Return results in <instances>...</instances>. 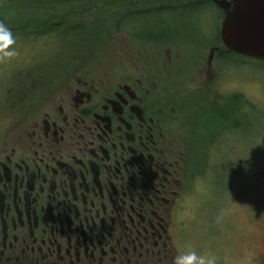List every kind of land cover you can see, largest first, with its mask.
<instances>
[{"label":"flooded vegetation","instance_id":"af4514ba","mask_svg":"<svg viewBox=\"0 0 264 264\" xmlns=\"http://www.w3.org/2000/svg\"><path fill=\"white\" fill-rule=\"evenodd\" d=\"M182 1L157 2L158 13L216 6ZM116 22L110 34L96 27L47 46V72L22 78L18 64L1 78L10 89L0 109V264H174L189 246L218 264H264V234L243 240L239 221L205 218L209 203L193 193L198 179L216 195L231 177L196 167L213 134L206 115L212 125L229 108L206 103L218 98L214 62L227 50L205 42L204 57L205 36L149 37ZM217 132L210 165L228 140Z\"/></svg>","mask_w":264,"mask_h":264},{"label":"rangeland","instance_id":"374dc122","mask_svg":"<svg viewBox=\"0 0 264 264\" xmlns=\"http://www.w3.org/2000/svg\"><path fill=\"white\" fill-rule=\"evenodd\" d=\"M3 1L5 0H0V2ZM179 3H183V1L181 0ZM195 3L190 2L189 4H185L190 7L178 13L172 14V12H168L163 13L162 16V13H158V10H165V8L162 9V3H160L158 7L157 4H143L135 10L127 7V10L110 12V15L106 14L108 16L102 19L101 17H96L95 20H82L76 17L70 20L72 21L71 25L74 26L59 30V34L60 38L68 39L72 35L80 33L79 30H75L74 28L81 21H84L82 25H93L94 29L99 24L101 28L106 26L102 32H97V36L110 34L109 31L111 29H108L110 26H107L110 21H116L117 19L116 24L121 26L122 31H125L123 27L127 26L128 31L135 33V31L141 30L147 32V36L149 37H152V32H149L151 31L150 29L157 31L164 28H168L175 33H181V37L188 36L189 39L194 40L198 37L201 40L205 36L204 39L206 40L202 41L199 47V50L203 51L202 53H204L203 56L205 57L209 46H212L214 43H217V46H219L217 38L222 16L220 10L214 5ZM6 8L7 12L2 11L0 13L1 20L3 16L9 17L14 14L10 19L16 21L19 20L18 15L20 12L40 10L34 8L29 0L19 1L18 3L8 5ZM59 34L52 33L36 37L28 36L29 34L24 31L15 34L18 55L10 60H0V83L5 82V79L1 78L12 73L7 68H18V64L20 68L18 73L20 72L22 78L28 75L27 70L29 68L35 69L36 73L47 72V59H45L47 57V46L51 47L56 43L59 40ZM64 41L60 39L59 43H63ZM205 42L207 44L212 43V45H206ZM39 58L44 59L42 62H39L37 61ZM29 62H31V66L25 65ZM41 63L43 64L41 65ZM214 65L217 80L213 88L218 93V98L211 96L206 102L208 107L229 106L231 108L234 100L229 99V97L235 94L238 96L239 103L231 118L227 119V122L220 121L217 117L214 118V125L216 126L213 128V134L211 133L212 135L207 138L206 143L202 147L203 154L201 151L199 152L202 161L196 167L199 172L212 169L213 164L210 165L208 162L214 156L216 143H212L214 140L210 142V139L214 138L218 140L217 125L220 124L221 128L218 127V129L221 136L222 133L226 132L228 138L226 141L228 149L225 153L229 156L228 161L231 162L234 169L230 171L231 177L227 183L223 187H217L218 192L216 191V195H214L215 191L213 192V188L205 187L206 184L203 183V179L197 180L199 182L193 188V193L195 200L196 197H201L200 203H209L205 218L219 220L228 218L236 220L235 222L239 221L243 226V240H247L251 235H258L261 238L264 234V209L259 208L264 207V201H256L254 205L249 201L257 193L260 195L264 194V64L250 58L221 56L219 59H216ZM32 75L34 76L35 74L32 73ZM9 89L10 86H7V82L0 85V106L3 105V99ZM229 100L231 101L229 102ZM0 109L4 110V105ZM231 111L233 110L231 109ZM223 112L227 113L226 110ZM3 115L5 114L0 113V119L3 118ZM204 120L207 124L206 130L208 133L211 129L210 118L206 115ZM230 122L238 123V125L234 127L235 124H232L233 128L228 129L226 125ZM236 167L237 169H235ZM241 185L243 186V191L241 194H238ZM255 188L258 190L256 191ZM235 198L237 200H234ZM238 199H243V205L239 206L241 203L237 204ZM191 206L193 207V204Z\"/></svg>","mask_w":264,"mask_h":264},{"label":"trees","instance_id":"16d2710c","mask_svg":"<svg viewBox=\"0 0 264 264\" xmlns=\"http://www.w3.org/2000/svg\"><path fill=\"white\" fill-rule=\"evenodd\" d=\"M19 1L23 2V0H5L3 2H0V13L2 11L7 12V6L11 4L18 3ZM31 4H33L34 8L40 9V10H47V11H40V10H27L25 12H20L18 15V19L16 21L11 20L9 17H2L3 22L8 24L12 31L17 34L21 31L27 32L29 34L28 36H41L46 34H52V33H60L59 30L62 28H58L55 30V28L51 27V22L58 20L62 21V25H65V27L71 25L72 21L77 18H80L82 20H89V19H96V17L104 18L108 15H110L112 12H118L127 10L126 8H130L132 10H135L136 8H139V6L143 4H152L155 5L157 2H162L165 0H29ZM166 1H172V0H166ZM180 1V0H179ZM73 3V4H72ZM111 12V13H110ZM108 14V15H106ZM119 14V13H118ZM84 21H81L78 26H83L80 30V33L83 35V37H87L88 35L93 32L94 27L93 25H82ZM96 27H99V30L101 31L102 28L99 25H96ZM106 28L103 27V30ZM60 38V35H59ZM233 56H239L235 53L229 52V54H226V57H233ZM247 58V57H244ZM264 64V60H257ZM235 97V96H234ZM237 102L234 100L232 103V107L228 108L226 111L227 113L223 112L222 110L219 112L218 117L220 121H226L227 119H230L233 112L237 109ZM231 109L233 111H231ZM217 115V113H214L213 115ZM225 115V116H223ZM214 117V116H213ZM212 122V130L211 133H213V128L216 126L214 125L213 118L211 119ZM227 128H233L232 123H228ZM217 127H220V124L217 125ZM227 144L223 142V144L219 147L218 155L215 156L216 162L213 164L212 169L214 171H220L223 173V175H227L226 181L231 175V170L234 169L233 165L231 164L229 160V156L225 154L228 147ZM221 163V164H220ZM237 169V167L235 168ZM223 179L225 177L222 176Z\"/></svg>","mask_w":264,"mask_h":264},{"label":"water","instance_id":"95a60500","mask_svg":"<svg viewBox=\"0 0 264 264\" xmlns=\"http://www.w3.org/2000/svg\"><path fill=\"white\" fill-rule=\"evenodd\" d=\"M213 1L224 15L220 37L227 49L264 59V0Z\"/></svg>","mask_w":264,"mask_h":264},{"label":"clouds","instance_id":"9594fccd","mask_svg":"<svg viewBox=\"0 0 264 264\" xmlns=\"http://www.w3.org/2000/svg\"><path fill=\"white\" fill-rule=\"evenodd\" d=\"M17 55V39L14 32L8 24L0 21V60H10ZM174 264H218V257L210 252H199L189 246L177 252Z\"/></svg>","mask_w":264,"mask_h":264}]
</instances>
